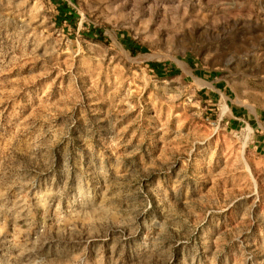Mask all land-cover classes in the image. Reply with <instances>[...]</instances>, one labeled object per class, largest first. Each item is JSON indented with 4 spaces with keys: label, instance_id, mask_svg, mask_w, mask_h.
I'll return each mask as SVG.
<instances>
[{
    "label": "rangeland",
    "instance_id": "374dc122",
    "mask_svg": "<svg viewBox=\"0 0 264 264\" xmlns=\"http://www.w3.org/2000/svg\"><path fill=\"white\" fill-rule=\"evenodd\" d=\"M0 264H264V0H0Z\"/></svg>",
    "mask_w": 264,
    "mask_h": 264
}]
</instances>
